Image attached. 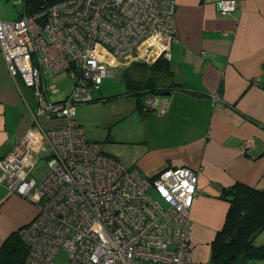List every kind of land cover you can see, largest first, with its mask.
<instances>
[{"label":"built area","instance_id":"2783aa9c","mask_svg":"<svg viewBox=\"0 0 264 264\" xmlns=\"http://www.w3.org/2000/svg\"><path fill=\"white\" fill-rule=\"evenodd\" d=\"M239 0H221L225 17ZM176 0H56L15 20L0 18V51L28 88L32 126L0 156V184L33 201L37 215L19 230L25 264H196L191 210L199 176L167 166L153 178L123 165L87 138L77 105L94 99L105 77L135 63L167 59L178 41ZM67 74L73 88L48 84ZM146 110L166 115L153 94ZM44 160L42 167L36 166Z\"/></svg>","mask_w":264,"mask_h":264},{"label":"crops","instance_id":"0c3cea01","mask_svg":"<svg viewBox=\"0 0 264 264\" xmlns=\"http://www.w3.org/2000/svg\"><path fill=\"white\" fill-rule=\"evenodd\" d=\"M219 1L176 0L178 41L167 59L173 80L157 82L170 92L168 112L160 116L135 104V134L113 133L111 141L133 147L134 163L126 167L143 176L167 166L197 172L200 192L191 210L196 264L208 263L210 244L224 227L229 203L219 197L223 188L241 182L264 189V0H239L225 17L215 7ZM13 80L0 54V156L32 126L33 103ZM33 205L0 186V247L34 220Z\"/></svg>","mask_w":264,"mask_h":264},{"label":"rangeland","instance_id":"374dc122","mask_svg":"<svg viewBox=\"0 0 264 264\" xmlns=\"http://www.w3.org/2000/svg\"><path fill=\"white\" fill-rule=\"evenodd\" d=\"M23 11V0H0V18L3 20H15L20 17ZM133 65V68L124 70V77L110 76L103 79L100 89L94 92V97L96 99L107 98L106 100L79 104L76 108V118L84 126L87 138L91 141L104 144V151L107 154L111 153L118 157L125 166H130L134 163L133 147L128 144L111 143V141L113 133L122 138H127L129 135L135 134L132 128L137 121L136 117L132 115L135 110V104L144 102L151 95L146 93L145 88L142 86H136L137 82H141L143 85V82L145 83L146 81L163 83L173 80L172 76L167 77L165 75H154L149 80L146 76L148 71L144 66L139 63ZM11 78L13 80L12 76ZM126 80L132 81V86ZM48 84H56L62 90L57 94L59 96L53 97V99L62 98L67 90L73 88V82L68 78L67 74L50 75ZM23 92L28 102L32 104L31 91L23 86ZM127 113L130 114L128 118L126 117ZM43 162L44 160H41L36 166L35 173L38 171V168L42 167ZM0 186L5 188L1 184ZM5 190L7 189L5 188ZM33 206L36 209L32 216H30L31 218L38 211L37 205L35 204ZM263 238L264 233L257 239V243L259 244ZM64 255L65 253L62 252L58 257V260L63 262V264H65L63 260Z\"/></svg>","mask_w":264,"mask_h":264},{"label":"trees","instance_id":"16d2710c","mask_svg":"<svg viewBox=\"0 0 264 264\" xmlns=\"http://www.w3.org/2000/svg\"><path fill=\"white\" fill-rule=\"evenodd\" d=\"M56 0H23V14H30L44 5ZM165 61V62H162ZM167 60L160 59L150 67L154 75L168 74ZM152 78H149V80ZM127 81V80H126ZM132 86V81H127ZM136 86L145 88L148 94H162L157 82H137ZM33 99V96H32ZM107 98L89 102L104 101ZM34 104V99H33ZM141 110L142 102L136 103ZM146 109V108H144ZM91 141V140H90ZM219 197L229 203L224 227L210 244V256L207 264H257L264 262V238L258 244L257 239L264 233V189L237 182L232 187L223 188ZM27 246L19 232L12 234L0 247V264H25Z\"/></svg>","mask_w":264,"mask_h":264},{"label":"flooded vegetation","instance_id":"af4514ba","mask_svg":"<svg viewBox=\"0 0 264 264\" xmlns=\"http://www.w3.org/2000/svg\"><path fill=\"white\" fill-rule=\"evenodd\" d=\"M0 54L2 55V53H1V51H0ZM3 57V56H2ZM165 59V60H167V58H165V57H163V56H160V57H158V59L156 60V61H154L153 63H147V62H139V64H141L142 66H144L146 69H147V71L149 72V73H151V71H150V67L152 66V65H154V64H156L160 59ZM3 60H4V58H3ZM6 65V64H5ZM144 67H142V68H144ZM8 70V69H7ZM124 74H125V72L123 71L122 73H121V77H124ZM33 103V102H32ZM33 108V111H34V106L32 107ZM217 235V234H216ZM215 239V238H214Z\"/></svg>","mask_w":264,"mask_h":264},{"label":"water","instance_id":"95a60500","mask_svg":"<svg viewBox=\"0 0 264 264\" xmlns=\"http://www.w3.org/2000/svg\"><path fill=\"white\" fill-rule=\"evenodd\" d=\"M164 96H166V95H169L170 94V92H168V93H162ZM165 169V168H164ZM163 169H161V170H158L155 174H153L152 176H150L151 178H153L154 176H156L160 171H162Z\"/></svg>","mask_w":264,"mask_h":264},{"label":"bare ground","instance_id":"6f19581e","mask_svg":"<svg viewBox=\"0 0 264 264\" xmlns=\"http://www.w3.org/2000/svg\"><path fill=\"white\" fill-rule=\"evenodd\" d=\"M176 167H185V166H176ZM189 168V167H188ZM191 169V168H190Z\"/></svg>","mask_w":264,"mask_h":264}]
</instances>
